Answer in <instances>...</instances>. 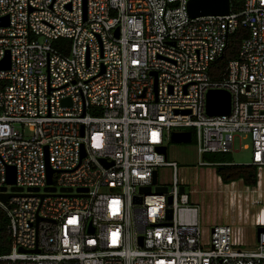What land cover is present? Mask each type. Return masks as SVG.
I'll return each mask as SVG.
<instances>
[{"label":"built area","instance_id":"2783aa9c","mask_svg":"<svg viewBox=\"0 0 264 264\" xmlns=\"http://www.w3.org/2000/svg\"><path fill=\"white\" fill-rule=\"evenodd\" d=\"M188 1L0 0V61L9 55L0 69V193L10 194L0 201L10 235L0 264H264V232L244 250L231 224L201 230L199 205L158 149L191 128L198 164L209 166L202 154L228 152L235 134H249L262 185L264 0H229L227 14L197 17ZM238 29L236 58L212 79ZM210 89L229 93L228 114L206 113ZM162 166L170 187L152 184ZM253 224L264 227V205Z\"/></svg>","mask_w":264,"mask_h":264},{"label":"rangeland","instance_id":"374dc122","mask_svg":"<svg viewBox=\"0 0 264 264\" xmlns=\"http://www.w3.org/2000/svg\"><path fill=\"white\" fill-rule=\"evenodd\" d=\"M164 146L167 161H175L177 164V179L184 186V193L199 205L201 230L208 231L211 224H231L235 228L239 227L243 234L244 243L238 247L244 250L253 249L256 243V227L252 221L260 206L264 205V174L259 188L245 187L241 181L223 184L211 166H199L200 158L194 139L192 141L191 138L187 143L168 140ZM251 155L250 135L235 134L233 146L227 152L226 159L233 164H250ZM171 180L170 167L162 166L157 169L159 184L170 187Z\"/></svg>","mask_w":264,"mask_h":264},{"label":"water","instance_id":"95a60500","mask_svg":"<svg viewBox=\"0 0 264 264\" xmlns=\"http://www.w3.org/2000/svg\"><path fill=\"white\" fill-rule=\"evenodd\" d=\"M188 13L191 17H197L202 15H224L229 12V0H189L187 4ZM7 18H0V25H6ZM9 67V55L6 54L5 57L0 61V69H7ZM205 109L208 115H224L228 114L230 110V95L227 91L222 89H210L206 93L205 97ZM68 103V99H64L62 104ZM82 134V128H81ZM170 141L177 143H187L191 141V134L189 131H179L173 132L170 136ZM160 152L165 153V146H161L158 148ZM82 155H83V147H82ZM46 166H47V183H51V174L52 169L47 165L46 158ZM6 182L7 184L13 185L15 182V169L13 166H7L6 170ZM157 182V171L154 170L152 173V184L155 185ZM5 187H1L0 190H4ZM18 188L15 186L11 187V190H17ZM49 190H53V188L47 187ZM151 187H140L139 191L143 193H148ZM154 190L156 192L162 193L167 190L166 186H154ZM180 192H183L184 187L180 186ZM10 194H2L0 193V201L5 202ZM135 203H140L141 198L139 196L134 197ZM171 198L168 197V202H170ZM168 217L170 216L171 210L168 209ZM256 232H264V227H257ZM139 242L141 243V237H139Z\"/></svg>","mask_w":264,"mask_h":264},{"label":"trees","instance_id":"16d2710c","mask_svg":"<svg viewBox=\"0 0 264 264\" xmlns=\"http://www.w3.org/2000/svg\"><path fill=\"white\" fill-rule=\"evenodd\" d=\"M241 29L234 32L224 53L216 58L210 66L209 75L212 79H220L225 72L229 60L236 58L238 46L240 43ZM65 44L68 46V39H57L54 45ZM3 83H0V87ZM191 131V130H190ZM192 141H193V133ZM227 152L204 153L201 159L209 163L220 181L223 184H229L234 181H241L245 187L253 188L257 185V167L250 164H233L231 160L226 159ZM8 218L5 212L0 208V255L9 251L10 235L7 230Z\"/></svg>","mask_w":264,"mask_h":264},{"label":"crops","instance_id":"0c3cea01","mask_svg":"<svg viewBox=\"0 0 264 264\" xmlns=\"http://www.w3.org/2000/svg\"><path fill=\"white\" fill-rule=\"evenodd\" d=\"M253 220H254V218H253ZM253 222V221H252ZM234 229L236 230V232H237V234L238 235H241L240 237H241V241L243 242L244 240L242 239L243 238V234H242V232L240 231V229H239V227H234Z\"/></svg>","mask_w":264,"mask_h":264},{"label":"clouds","instance_id":"9594fccd","mask_svg":"<svg viewBox=\"0 0 264 264\" xmlns=\"http://www.w3.org/2000/svg\"><path fill=\"white\" fill-rule=\"evenodd\" d=\"M190 129L188 128L187 130H185V131H189ZM191 134V133H190ZM191 138H192V136H191Z\"/></svg>","mask_w":264,"mask_h":264}]
</instances>
